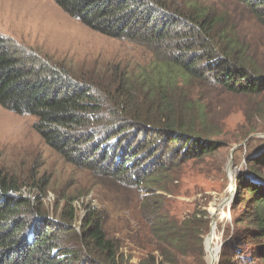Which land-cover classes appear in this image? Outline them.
Wrapping results in <instances>:
<instances>
[{
	"label": "trees",
	"instance_id": "16d2710c",
	"mask_svg": "<svg viewBox=\"0 0 264 264\" xmlns=\"http://www.w3.org/2000/svg\"><path fill=\"white\" fill-rule=\"evenodd\" d=\"M53 1L92 31L140 48L148 60L136 69L76 75L0 36V106L36 117L37 134L74 168L138 196L136 237L145 235L159 253L140 264H209V212L197 205L182 220L157 191L171 193L162 185L185 166L264 130V51L230 13L211 5ZM232 1L264 31V0ZM237 112L245 121L229 131ZM246 148L248 171L235 183L233 222L218 228L224 245L217 264H264V139L251 138ZM26 187L0 167V264H135L109 232L105 213L88 206L84 219L67 197L52 215L43 181L28 194Z\"/></svg>",
	"mask_w": 264,
	"mask_h": 264
},
{
	"label": "rangeland",
	"instance_id": "374dc122",
	"mask_svg": "<svg viewBox=\"0 0 264 264\" xmlns=\"http://www.w3.org/2000/svg\"><path fill=\"white\" fill-rule=\"evenodd\" d=\"M186 1L211 5L230 13L236 26H241L253 43L264 51V31L249 13L237 7L232 0ZM0 36L11 38L28 50L33 49L42 59L64 63L76 75H103L116 66L136 69L148 60V54L140 48L92 31L67 15L53 0H0ZM37 121L34 116H20L0 106V167L4 173L27 185L23 189L27 194L32 185L43 181L45 188L41 189L47 195L43 200L52 215L61 208L57 203L67 197L75 203L84 219L88 206L105 213L109 232L120 239L122 251L133 263L146 262L151 255L159 257V253L149 246L145 235L136 237L139 227L132 207L138 196L118 182L95 177L65 162L37 134L34 129ZM244 121L243 114L235 113L227 121L228 130H235ZM228 137L232 139L231 135ZM251 138L264 139V130L251 135ZM246 142L238 146L231 144L212 158L188 164L162 185L171 193L157 191V194L168 198V207L182 220L193 213L197 205L198 209L208 211L210 216L213 214L215 239L213 246L210 238L207 242V259L210 253L215 255L218 245H224V234L218 229L219 225L225 227L233 222V201L219 212L215 209L218 210L224 199L230 196L229 176L235 179L237 174V181L241 172L248 171ZM234 149L235 152L232 151ZM237 149H242L243 153L236 155ZM231 159L233 168H228ZM157 194L145 193V196Z\"/></svg>",
	"mask_w": 264,
	"mask_h": 264
},
{
	"label": "water",
	"instance_id": "95a60500",
	"mask_svg": "<svg viewBox=\"0 0 264 264\" xmlns=\"http://www.w3.org/2000/svg\"><path fill=\"white\" fill-rule=\"evenodd\" d=\"M232 151H234L235 152V149L234 150H232ZM228 168H233V163H232V159H231V161H230V163H229V165H228ZM236 170V169H235ZM228 173H229V171H228ZM236 177H237V174H236ZM236 177H235V179H233V178H230V176H229V180H230V183H229V189H230V187H231V191H230V196H228L224 201H225V203L227 202V200H228V205H227V207L230 205V203H232V201H233V199H234V196H235V194H236V186H235V181H236ZM224 201L222 202V204L224 203ZM222 204L219 206V207H221L222 206ZM230 208V207H229ZM211 217H212V223H211V227H210V230H211V232H210V234L206 237V240H205V243H204V245H205V250L207 251V253H208V246H207V240H208V238H210L211 239V241H212V243H211V245L213 246V242H214V239H215V235H214V233H213V227H215V221H214V217H213V214H211ZM222 244H220V245H218V252H215V258L213 259V262H212V264H217V262H218V260H219V255H220V253H221V248H222Z\"/></svg>",
	"mask_w": 264,
	"mask_h": 264
},
{
	"label": "bare ground",
	"instance_id": "6f19581e",
	"mask_svg": "<svg viewBox=\"0 0 264 264\" xmlns=\"http://www.w3.org/2000/svg\"><path fill=\"white\" fill-rule=\"evenodd\" d=\"M233 179H234V177H233ZM230 189H231V187H230ZM229 189V190H230ZM231 191V190H230ZM225 200V199H224ZM229 203H228V200H227V202L225 203V201H224V203L222 204V206L217 210V209H215L217 212H219V211H221L226 205H228ZM208 241H210V239L208 238V240H207V242ZM209 246V245H208ZM218 252V251H217ZM212 258H211V257ZM210 256H208V261L212 264V262H213V259L215 258V255H211V253H210Z\"/></svg>",
	"mask_w": 264,
	"mask_h": 264
}]
</instances>
